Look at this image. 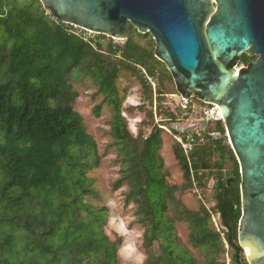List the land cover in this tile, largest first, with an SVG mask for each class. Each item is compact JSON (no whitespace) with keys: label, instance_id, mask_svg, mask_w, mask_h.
<instances>
[{"label":"trees","instance_id":"1","mask_svg":"<svg viewBox=\"0 0 264 264\" xmlns=\"http://www.w3.org/2000/svg\"><path fill=\"white\" fill-rule=\"evenodd\" d=\"M0 28V169L4 176L0 230L3 232L2 224L17 222L14 235L3 232L0 236V248L15 242L18 231L25 228L27 240L21 243L29 246L33 240L38 241L32 250L38 248L41 258L50 256L46 264L58 257L59 248L71 247L81 249L76 253L79 257L87 250L102 247L108 254L102 264H121L116 259L117 244L110 242L106 234L99 245L84 237V242L80 239L74 245L65 242L56 247L45 243L64 236L58 225L65 219L72 222L79 215V206L83 205L80 193L90 189L87 173L101 160L97 142L75 109L78 92L70 76L78 70L95 79L99 92L113 109L110 132L123 164L114 186L128 185L127 202L137 205L139 223L144 227V264H198L192 251L176 238L177 223L181 222L189 224L193 247L205 252L208 261L204 264H219L220 254H228L233 264H249L237 240L242 216L240 168L226 141L222 119L215 121L214 130L206 131V141L195 146L190 161L180 143L173 149L185 185L205 187L204 180L216 177V169L217 203L213 209L205 205L189 209L175 196L183 186L169 182L170 172L160 151V125L144 138L135 137L129 128L120 107L117 81L121 72H138L145 83L139 66H144L150 76L165 67L151 46L142 49L135 41L134 27L124 46L112 40L105 45L101 39L106 35L85 40L72 32V25L52 18L40 0H0ZM255 60L244 54L236 66L244 68ZM100 110L95 107L97 115ZM198 139L195 134L194 140ZM214 157L217 160L212 163ZM228 162L233 163V169L225 172ZM34 208H40V212ZM156 242L160 254L154 252Z\"/></svg>","mask_w":264,"mask_h":264},{"label":"water","instance_id":"2","mask_svg":"<svg viewBox=\"0 0 264 264\" xmlns=\"http://www.w3.org/2000/svg\"><path fill=\"white\" fill-rule=\"evenodd\" d=\"M52 18L126 41L150 33L178 92L221 108L240 168L238 241L264 264V0H40ZM257 56L239 71L238 59Z\"/></svg>","mask_w":264,"mask_h":264},{"label":"rangeland","instance_id":"3","mask_svg":"<svg viewBox=\"0 0 264 264\" xmlns=\"http://www.w3.org/2000/svg\"><path fill=\"white\" fill-rule=\"evenodd\" d=\"M0 33H2L1 28ZM138 33L136 29L134 39L139 46L142 49H148L151 46L155 51L156 42L152 35L148 33L147 37H143L139 36ZM98 35L92 33L91 37L98 39ZM110 38L107 36V38L101 40L105 45L111 40L117 45H125L123 40ZM254 57L258 58L257 56ZM163 64L165 65V63ZM249 65L245 64L242 67L248 68ZM138 69L142 70V75L146 79L145 83L138 72L135 73L128 70H123L117 81L122 101L120 107L123 115L128 119L130 130L135 137L144 138L151 133L156 125H160L163 129V147L160 151L165 161V167L170 172L169 182L183 186L175 196L189 209L198 210L201 205L213 209L217 203L215 185L218 172L214 169L216 177L204 180L207 182L205 187L185 185L184 172L173 149L178 143L182 146L181 140L185 143L190 141L195 134L199 139L198 141H191L193 149L196 145L203 144L206 141V131L214 130L216 127L215 121L218 120L216 112L209 115V113L206 114L204 109L212 110L218 106L205 105L201 98L195 95H190L189 98L182 96L178 92L174 75L168 70L166 65L158 68L154 76H150L144 66H139ZM77 72L78 70L70 76V82L74 90L78 92L75 109L83 116L88 133L97 142V152H99L101 160L98 167L91 169L87 173L90 189L88 192L80 193L83 205L79 206V215L72 222L65 219L58 225L59 233L61 235L64 234V236L50 238L45 243L54 244L56 247L65 242L74 245L84 237L95 240L98 242L97 245H99L100 242L104 241V235L106 234L110 242L117 244V263L144 264L147 258L142 242L144 227L139 223L137 205L127 202L128 185L124 184L120 188H115L114 186L115 182L121 177L123 164L119 157V149L110 132L113 109L105 101V96L99 92V86L95 79ZM96 106L101 107L99 115L95 113ZM177 131L179 134L176 133ZM226 141L230 144L228 135ZM216 160L217 157H214L212 163H215ZM232 169L233 163L228 162L225 172ZM203 173L206 175L208 171H203ZM3 184L4 176L0 169V191ZM35 211L40 212V208H36ZM16 226V221L9 226L7 224L1 225L3 232L11 235L15 234ZM3 232L0 230L1 238L4 235ZM19 232L15 236L17 239L15 242L0 248V262L9 264H46L50 261V256L45 258L38 256V248L32 250L38 244V241L33 240L29 246L22 244L27 240L24 238V234H26L25 228H22L21 233ZM190 233L191 230L188 223H177L175 233L177 240L192 251L198 259V264H204L208 261V258L204 251L193 247L192 242L189 240ZM225 247L228 249L227 243H225ZM78 250L81 249L77 247H71L70 249L59 248L58 257L51 264H102L108 259V254L102 247L87 250L80 257L76 255ZM154 252L160 254V247L157 242L154 244ZM230 259L228 254H220L217 258L219 264H233Z\"/></svg>","mask_w":264,"mask_h":264},{"label":"built area","instance_id":"4","mask_svg":"<svg viewBox=\"0 0 264 264\" xmlns=\"http://www.w3.org/2000/svg\"><path fill=\"white\" fill-rule=\"evenodd\" d=\"M72 26L74 27L72 32L75 33L76 35L80 36V37H83L85 40H87L92 34V32H90V31L84 30V29L79 28V27L74 26V25H72ZM205 105H207V104H205ZM208 106H210V105H208ZM218 110H219L218 107L216 109L213 108L212 110L211 109L210 110L209 109H204L206 114L209 113V115H210V113L213 114L214 112H216L217 116H218V120H220V119H222V116L219 115V111ZM191 141H194V138H192L190 141H187V143H185V142H183L181 140V144L183 146V151H185L186 155L189 158V161H190V153L192 152V149H193V145H192ZM214 221H215L216 226L218 227V230H219L220 229V224H219L218 218H216V216L214 217Z\"/></svg>","mask_w":264,"mask_h":264},{"label":"bare ground","instance_id":"5","mask_svg":"<svg viewBox=\"0 0 264 264\" xmlns=\"http://www.w3.org/2000/svg\"><path fill=\"white\" fill-rule=\"evenodd\" d=\"M219 112L221 113V115L223 116L222 110L221 108L218 106Z\"/></svg>","mask_w":264,"mask_h":264},{"label":"flooded vegetation","instance_id":"6","mask_svg":"<svg viewBox=\"0 0 264 264\" xmlns=\"http://www.w3.org/2000/svg\"><path fill=\"white\" fill-rule=\"evenodd\" d=\"M239 69V71H242V70H244L245 68H238Z\"/></svg>","mask_w":264,"mask_h":264}]
</instances>
